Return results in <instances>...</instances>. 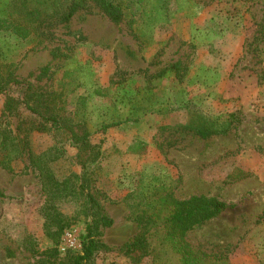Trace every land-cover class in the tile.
Returning <instances> with one entry per match:
<instances>
[{
	"label": "rangeland",
	"instance_id": "obj_1",
	"mask_svg": "<svg viewBox=\"0 0 264 264\" xmlns=\"http://www.w3.org/2000/svg\"><path fill=\"white\" fill-rule=\"evenodd\" d=\"M14 1L23 0H0L1 16ZM121 1L119 22L88 2L66 23H26V38L0 33V63L17 64L0 113L9 96L18 108L0 117V128L37 153L48 149L53 136L27 107L57 93L62 114L90 131L92 154L65 144L50 164L71 181L84 164L86 186L112 220L89 264H187L160 233L154 239L151 214L163 197L192 195L224 209L186 232L196 254L190 264H264V0ZM209 119L230 127L206 137L185 127ZM0 191V264H58L80 250L81 198L54 197L70 223L61 233L41 215V185L26 153L0 165ZM143 233L151 252L129 251ZM30 238L39 250L58 241V259L33 254Z\"/></svg>",
	"mask_w": 264,
	"mask_h": 264
},
{
	"label": "trees",
	"instance_id": "obj_2",
	"mask_svg": "<svg viewBox=\"0 0 264 264\" xmlns=\"http://www.w3.org/2000/svg\"><path fill=\"white\" fill-rule=\"evenodd\" d=\"M56 2L54 0L53 2L52 0H37L31 7H27L28 0L20 1L18 5L14 1L13 11L4 16L0 15V33H9L20 38H26L30 34V29L26 26V23L38 22L41 25L50 20H59L66 23L76 11L87 8L89 6L88 2L97 6L112 22H119L123 16L121 0H61V3H58L57 0ZM63 2H65V5L62 7ZM50 4H53L51 9L43 7V5ZM16 69L17 64L0 63V93L7 92L5 89L6 84H13L17 81ZM58 96L57 93H54L45 103L43 101L45 99H40L37 95L34 99L35 105H28L29 107H27L38 119L37 128L41 131L50 132L54 144L48 149L37 153L27 148L26 139L13 135L12 131L7 128H0V165L6 167L10 161L23 156L25 153L27 154L28 162L37 172L41 185V195L43 197L40 207L41 215L48 223L57 227L61 233L69 227L70 223L66 221L65 216L53 203L54 197L63 195L81 198L87 216L81 248L78 252H65L64 258L58 264H89L105 247L99 238L101 229L109 227L112 220L104 214L100 204L86 186L87 178H85L86 167L84 164L79 165L80 171L76 175L75 181H71L69 176L63 179L59 178L51 170L50 164L63 156L65 144L75 147L79 151L90 150V154L94 150L90 148L88 143L90 131L79 127L77 125L79 122H75L70 113L62 114L65 109L59 107ZM13 100V96L6 99L0 117L17 114L18 108L13 107ZM121 122L117 120L107 123L102 125L101 129L106 130ZM224 122L217 123L211 119L198 120L196 123H187L185 127L193 130L201 137H206L228 130L230 122ZM96 152L93 153L94 157L97 154ZM160 201V206L156 207L154 205V212L151 214L154 219V239L157 233H160L161 243L165 242L167 245L177 248L180 259L190 264L193 261L192 256L196 254L184 240L186 232L217 216L224 209V204L214 198L202 195H192L183 199L163 197ZM145 233L137 236L128 245L129 251L141 249L145 255L151 252L150 241ZM57 243L58 241L55 243V247L39 250L31 241V238L30 241H27L33 254L44 255L53 262L58 259L59 255Z\"/></svg>",
	"mask_w": 264,
	"mask_h": 264
}]
</instances>
